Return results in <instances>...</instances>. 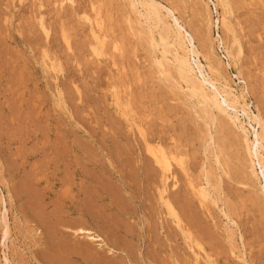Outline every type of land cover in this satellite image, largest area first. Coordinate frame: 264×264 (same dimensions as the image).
<instances>
[{"label": "rangeland", "instance_id": "1", "mask_svg": "<svg viewBox=\"0 0 264 264\" xmlns=\"http://www.w3.org/2000/svg\"><path fill=\"white\" fill-rule=\"evenodd\" d=\"M157 1L173 10L264 121V0H225L242 47L232 67L217 35L233 53L236 46L214 1ZM97 15L104 58L95 54L89 22ZM136 17L129 0H0V192L6 202L0 203V264L5 256L11 264H196V248L159 200L160 175L147 142L177 152L195 184L205 181L206 172L215 175L208 207L179 168L177 187L169 182L184 225L203 241L211 260L264 264V204L258 201L264 198L263 175L259 181L250 176L240 131L220 117L211 128L216 144L208 145L202 106L174 85V68L170 79L162 76L153 62L158 51L134 24ZM45 60L59 71L45 67ZM117 90L144 135L117 112ZM241 118L253 134V125ZM214 154L221 155V171ZM225 214L237 225L235 235ZM80 229L91 230L104 245L76 233ZM205 256L199 264H207Z\"/></svg>", "mask_w": 264, "mask_h": 264}, {"label": "bare ground", "instance_id": "2", "mask_svg": "<svg viewBox=\"0 0 264 264\" xmlns=\"http://www.w3.org/2000/svg\"><path fill=\"white\" fill-rule=\"evenodd\" d=\"M207 1H214V6L220 10L221 27L223 28L225 34L232 38L231 47L236 46L235 54V52L233 53V51L227 45L228 43L224 42L223 36L221 34L217 35L216 39L219 40L220 44H222V50L225 51L227 57L230 59L229 63H226V65L228 67L237 66V60H239L240 56L242 55V47L237 40L235 28L232 25V9L225 0ZM72 2L73 0H60L62 5ZM203 2L207 5V2L204 0ZM129 3L131 11L137 16L134 24H136L137 27H141V29L144 28L142 31L147 34L150 47L160 53V56H158V52L157 55L154 53L153 62L158 67L162 76L170 79L172 77L171 67L174 68L177 71L179 77V81H175L174 85H176L180 92L182 91L183 93L187 94V96L191 98L190 100L195 99L197 100L198 104L202 106L199 118L203 120L202 122L204 124L208 138L207 142L208 140L210 141L208 145L212 147L214 144H216L215 138L211 132V128L216 124V120L218 119H216V116L220 117L222 122H226H223V124L229 123L228 125L236 129L235 131H240V133H238L241 138L240 140L243 142L250 160V176L254 177L258 181L260 180L259 174H262L264 178V121L261 119L259 114L252 112L249 104L246 101L245 95L243 93L239 94L226 80H224L219 65L214 64L207 56L203 54L199 46L196 45L195 38L189 32H187L181 20L177 17L173 18L172 9L166 8L157 0H129ZM164 11L167 12V15L164 13ZM206 11L209 12V9L207 10L206 8ZM208 15L209 26L207 34L209 37H212L213 23L209 13ZM167 17L172 18L174 24H170L167 21ZM89 22L92 28L91 30L94 34V39H96L95 54L98 58H104L106 54L104 50L105 36H103L104 33L102 34L103 20L99 15H97L94 20L89 19ZM42 28L44 31H46L45 24L43 23ZM113 49L116 51L119 49V47L113 46ZM202 58L203 60H201ZM46 60L44 62L45 67H50L52 70L59 71L60 66L51 60V62L47 63ZM203 61L206 63L204 64ZM221 64L222 62H220V65ZM113 93V100L118 108L116 109L119 110L117 112H120L122 116L125 117V120L128 122L130 128L139 130L140 134H142L141 132L144 133L137 119L132 117L130 112H128L120 92L117 90ZM198 104L195 105V107H198ZM241 117H244L248 120L249 126L253 125V134H251V132L245 127L246 122H244ZM250 134L253 136V139H250ZM146 146L148 148L147 152L149 156H151L150 158H152V164L154 163L158 168L157 173L158 176L160 175V182L158 181L159 184L157 187L158 196L161 204L167 210L168 217L171 219L172 223L184 234L188 244L190 243L191 245L189 247H191V249L196 248L193 251L196 264H199L202 256L204 257V254L206 255L205 260L207 264H215L213 260H211V257L202 244L203 241L201 242L198 240V238H195L191 230L184 225L174 204L176 201L172 196L175 195L173 193L172 195L169 191V182L173 181V188L177 187L179 183L176 175V168L182 170L185 175L188 176V179L191 178L188 174L183 159H181L180 156L176 154L177 152L168 151L160 144H152L147 142ZM220 156L221 155L219 154H214V159L216 165L218 166L217 169H220L221 171L222 163L220 161ZM258 170L260 173H258ZM205 177V181L200 182V184H195L192 179H190L188 183H190V188H192L193 195L199 199L200 204L203 207H208L210 202H214V197L210 191L212 188L210 180L215 178V175L213 173L206 172ZM260 190L264 196V182L261 181ZM258 201L261 204H264V198L261 196H258ZM0 203L1 205L6 204L1 196V192ZM6 211L7 210H5V212ZM225 216L228 218V228L233 230L234 228L237 229L236 223L226 214ZM4 226V239L6 240L9 236V225L6 221V215ZM235 232L237 231L234 230L233 235H235ZM76 233L85 235L92 241H99L100 246L104 245L103 239L100 238V236L92 234L91 230L80 229ZM112 251L113 250H110V252ZM238 259L245 261L244 255H240ZM5 262L6 264H11V260L7 256H5Z\"/></svg>", "mask_w": 264, "mask_h": 264}]
</instances>
